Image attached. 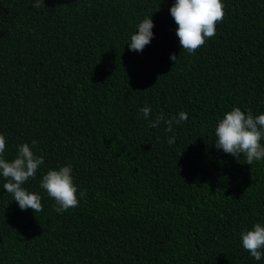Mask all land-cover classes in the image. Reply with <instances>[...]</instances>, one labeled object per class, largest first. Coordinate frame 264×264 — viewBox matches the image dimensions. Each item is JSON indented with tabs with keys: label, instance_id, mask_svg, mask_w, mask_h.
<instances>
[{
	"label": "trees",
	"instance_id": "1",
	"mask_svg": "<svg viewBox=\"0 0 264 264\" xmlns=\"http://www.w3.org/2000/svg\"><path fill=\"white\" fill-rule=\"evenodd\" d=\"M174 2L0 0L4 156L28 143L44 158L24 184L42 212L21 210L0 177V264H264L240 237L264 223V160L214 143L234 106L264 113V0H222L194 54L179 44ZM150 16L151 42L130 50ZM180 111L188 119L171 132L149 126ZM66 165L80 202L57 213L40 180Z\"/></svg>",
	"mask_w": 264,
	"mask_h": 264
},
{
	"label": "clouds",
	"instance_id": "2",
	"mask_svg": "<svg viewBox=\"0 0 264 264\" xmlns=\"http://www.w3.org/2000/svg\"><path fill=\"white\" fill-rule=\"evenodd\" d=\"M44 0H35L34 7L40 8ZM45 6V5H44ZM176 27V36L183 50L194 54L205 45L206 40L216 34V25L224 18V4L222 0H175L170 7ZM153 21L145 17L137 26V30L131 35L129 49L143 51L144 47L153 38ZM170 59L176 61L177 56L172 54ZM143 117L150 118L151 108L144 106L139 109ZM188 115L180 111L178 117L171 119L162 113L157 115L154 121H150V127H158L166 124V131H172L173 123L179 124L186 121ZM264 113L253 115L251 110L247 113L240 107L234 106L226 111L222 119L215 126V147L234 157L241 154L245 156V162L252 165L253 162L264 160ZM175 142V137L167 141L169 145ZM35 140L32 141L34 145ZM6 139L0 134V177L3 178V188L13 195V200L18 203L21 210L31 208L36 214L43 211L41 195L27 190L24 187L26 181L35 178L38 169L44 163L42 155L34 154L28 143L17 146V154L12 160L5 158ZM71 165L61 166L58 169H48L40 180V188L46 190L48 197L55 201V211L63 213L79 204L77 185L73 179ZM85 193L80 192L83 197ZM242 246L251 256L260 261L264 257V223H254L247 230L240 233Z\"/></svg>",
	"mask_w": 264,
	"mask_h": 264
}]
</instances>
